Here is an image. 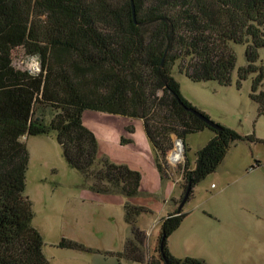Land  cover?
<instances>
[{"label":"trees","instance_id":"16d2710c","mask_svg":"<svg viewBox=\"0 0 264 264\" xmlns=\"http://www.w3.org/2000/svg\"><path fill=\"white\" fill-rule=\"evenodd\" d=\"M231 44L245 45L236 86L253 74L249 98L264 118V67L257 62L264 49V0H0V264H48L24 194L29 153L22 137L55 132L64 162L90 181L91 190L129 199L140 192V172L98 158L84 111L140 120L160 180L168 179L172 137L188 153L185 137L209 129L213 136L196 151L193 167L186 157L178 203L218 168L233 142H264L212 121L181 95L172 76L176 65L193 82L229 85L236 60ZM17 46L37 58L38 73L12 66ZM46 110L52 111L48 120ZM124 130L129 134L132 127ZM123 212L129 237L113 254L117 260L205 264L167 250V238L187 216L181 209L160 219L156 258L145 253L146 235L137 227L138 216L149 210L126 200ZM57 246L87 250L65 238Z\"/></svg>","mask_w":264,"mask_h":264},{"label":"rangeland","instance_id":"374dc122","mask_svg":"<svg viewBox=\"0 0 264 264\" xmlns=\"http://www.w3.org/2000/svg\"><path fill=\"white\" fill-rule=\"evenodd\" d=\"M231 47L236 60L229 85L193 82L176 65L172 76L181 95L212 121L242 136L253 134L264 140V118L257 116L256 105L249 98L253 74L236 86L237 68L246 64L245 45ZM11 62L20 70L39 67L37 58L26 54L20 46L11 51ZM257 62L264 67V49H259ZM51 113L45 111L47 120ZM99 115L105 117L99 122L104 130L115 131L123 123L132 127L129 134L124 128L122 133L117 130V137L99 135L98 158L138 168L140 192L134 200L149 212L138 216L137 227L146 235L145 253L156 258L159 221L177 191L179 194L171 200L178 208L186 157L193 167L196 151L212 138L213 132L204 129L187 135L185 144L189 150L185 152L182 143L184 158L178 165L171 164L166 157L172 144L165 155L168 179L160 180L142 125L137 126L140 120ZM121 136L132 142L120 145ZM175 138L172 137V143ZM21 141L29 153L24 194L32 203L31 224L42 237V252L48 264H144L117 260L113 255L122 250L129 237L123 218V204L128 199L91 190L90 181L64 162L55 132L22 137ZM181 211L187 216L166 240L167 250H172L176 258L194 257L205 264H264V142H233L218 168L193 187ZM61 238L80 243L87 250L59 248Z\"/></svg>","mask_w":264,"mask_h":264},{"label":"crops","instance_id":"0c3cea01","mask_svg":"<svg viewBox=\"0 0 264 264\" xmlns=\"http://www.w3.org/2000/svg\"><path fill=\"white\" fill-rule=\"evenodd\" d=\"M100 112H97V111H90V110H86L83 112L82 114V122L84 124L85 127H87L88 129H90L96 136V139H97V142L98 144L100 143L99 141V135H101L102 133H106V134H109V136L112 138V137H117L118 135V131H121L123 130L124 126H126V124L124 125L123 124H120L119 126L121 127L120 129H116L115 128V131H112V130H104L100 127L99 125V122L102 120V118H105L104 116L102 115H99ZM138 127H139V124H141L140 121H138L137 123ZM122 133V131H121ZM131 167V166H130ZM135 170H138V168H133ZM89 184V182H88ZM178 191L177 193L173 196L174 198L178 195ZM102 195H113V194H102ZM121 196V195H120ZM173 197H170V206H169V209L166 211V213L164 214V216H166L168 213L172 212L174 209H175V204L172 203L171 199ZM135 197H132V198H129L128 201L132 204H135L136 205V201L134 200ZM158 235V234H157ZM170 254L173 255L175 257V253L172 251V250H169Z\"/></svg>","mask_w":264,"mask_h":264},{"label":"built area","instance_id":"2783aa9c","mask_svg":"<svg viewBox=\"0 0 264 264\" xmlns=\"http://www.w3.org/2000/svg\"><path fill=\"white\" fill-rule=\"evenodd\" d=\"M27 71L30 72V73H32V74H36V73H38V71H39V67H38L37 65H35L34 68H32V69H28ZM179 140H180V139H177V138L174 139V141H173V148L168 152V154H167V156H166L168 162H170L171 164L173 163V164H175V165L180 164V163L182 162L183 158H184V157H183V145H182V146L180 145ZM180 141H181V140H180ZM181 143H182V142H181ZM175 151H179L180 157H179L178 159H176L174 162H171L169 157H170V155H171L173 152H175Z\"/></svg>","mask_w":264,"mask_h":264},{"label":"water","instance_id":"95a60500","mask_svg":"<svg viewBox=\"0 0 264 264\" xmlns=\"http://www.w3.org/2000/svg\"><path fill=\"white\" fill-rule=\"evenodd\" d=\"M192 112H193L197 117H199V118L202 119L204 122H206L208 125L214 127V124H213L210 120L204 118V117L201 116L198 112H195V111H192ZM179 142H180V145L182 146V143H181L180 140H179ZM188 191H189V188H187L186 192L184 193V196L182 197L181 201H180L179 204H178V208H179V209H181V207H182V206L184 205V203L186 202V200H187V196H188Z\"/></svg>","mask_w":264,"mask_h":264},{"label":"bare ground","instance_id":"6f19581e","mask_svg":"<svg viewBox=\"0 0 264 264\" xmlns=\"http://www.w3.org/2000/svg\"><path fill=\"white\" fill-rule=\"evenodd\" d=\"M180 157L179 151H175L170 155V161L174 162L176 159H178Z\"/></svg>","mask_w":264,"mask_h":264}]
</instances>
